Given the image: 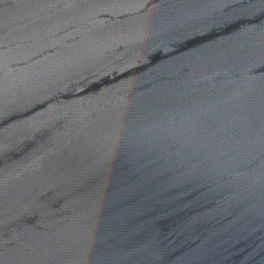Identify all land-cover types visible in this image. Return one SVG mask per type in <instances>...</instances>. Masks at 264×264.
<instances>
[{"label":"water","instance_id":"water-1","mask_svg":"<svg viewBox=\"0 0 264 264\" xmlns=\"http://www.w3.org/2000/svg\"><path fill=\"white\" fill-rule=\"evenodd\" d=\"M0 264H264V0H0Z\"/></svg>","mask_w":264,"mask_h":264}]
</instances>
